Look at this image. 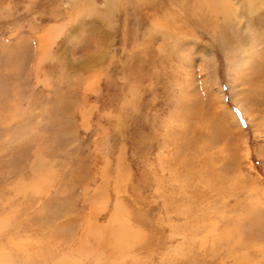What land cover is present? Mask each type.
<instances>
[{
	"label": "rangeland",
	"instance_id": "rangeland-1",
	"mask_svg": "<svg viewBox=\"0 0 264 264\" xmlns=\"http://www.w3.org/2000/svg\"><path fill=\"white\" fill-rule=\"evenodd\" d=\"M70 1L0 0V264H264V6Z\"/></svg>",
	"mask_w": 264,
	"mask_h": 264
},
{
	"label": "bare ground",
	"instance_id": "bare-ground-1",
	"mask_svg": "<svg viewBox=\"0 0 264 264\" xmlns=\"http://www.w3.org/2000/svg\"><path fill=\"white\" fill-rule=\"evenodd\" d=\"M156 1V0H155ZM191 5L189 4V6H191V10L193 11V13L195 15H197V17L199 16L198 14H202L204 16V18L208 17L206 20L210 19L212 21V19H217V18H221L224 22V24L226 25H234L236 23V16L238 15L237 13V8L238 7H243V5L247 6V11H250V13L253 15H255V13L258 12V9L263 7L264 4L263 2H261L262 0H191ZM31 2V1H30ZM82 2H78L77 0H71L70 4H71V9L76 10V17L79 18L81 13L86 9L87 11L91 12V13H97V15L103 17L104 15L102 13H100L95 4L93 2H90V0H84ZM108 3H106L107 5L105 6V11L106 12H112L113 9H115L118 7V5L120 3H122V0H107ZM160 2V1H159ZM177 2V1H176ZM169 3V2H168ZM181 4H185L186 0H181L180 1ZM69 2L66 3V5H68ZM161 4V2H160ZM173 4V3H172ZM157 5V3H156ZM158 6V5H157ZM162 6V5H161ZM159 7V6H158ZM166 7V5H165ZM164 7V8H165ZM151 8V6H150ZM154 8V7H153ZM161 8V7H160ZM148 9V8H146ZM157 9V8H156ZM85 10V11H86ZM159 10V8L157 9ZM161 10V9H160ZM170 10V9H169ZM164 11V10H163ZM168 12V11H167ZM173 12V11H172ZM85 13V12H84ZM90 13V14H91ZM148 13V12H147ZM157 13V12H156ZM169 13V12H168ZM192 13V14H193ZM249 13V12H248ZM249 13V14H250ZM107 15V14H106ZM253 15V16H254ZM154 16V15H153ZM202 16V17H203ZM72 17V16H71ZM157 17V16H156ZM196 18V17H195ZM201 18V17H200ZM154 19V18H153ZM203 20V18H202ZM205 20V21H206ZM70 21V20H69ZM204 21V22H205ZM209 21V20H208ZM235 21V22H234ZM251 21V20H250ZM160 21H152L151 23V32L156 33V31L160 32V34L165 31L164 29V25L159 23ZM222 22V21H221ZM220 22V24H221ZM241 22V21H240ZM150 25V24H149ZM176 25V24H175ZM212 25V24H211ZM229 25V26H230ZM239 25V24H238ZM179 26V25H178ZM63 29V25H54L53 27H51L50 29H48L47 31V35H48V42L49 43H53L54 40L56 39L57 35L62 31ZM171 30V29H170ZM178 30V29H177ZM150 32V34H151ZM166 32V31H165ZM166 34V33H165ZM164 36V35H163ZM245 54L243 57H245V61H248L250 59V57L252 55H250V53H243ZM17 115V114H16ZM24 114L23 113H19V117H22ZM20 120V119H19ZM21 121V120H20ZM20 124V123H19ZM25 129V127L23 125H19L18 126V134L21 136V134L23 133V130ZM26 132V131H24ZM24 134V133H23ZM22 134V135H23ZM39 160L38 159H34L32 164L34 166L38 165ZM1 262V261H0ZM2 263V262H1Z\"/></svg>",
	"mask_w": 264,
	"mask_h": 264
}]
</instances>
